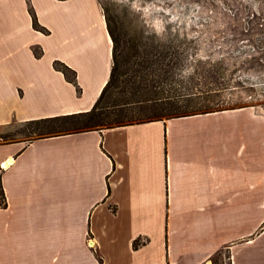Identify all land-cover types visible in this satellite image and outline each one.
I'll list each match as a JSON object with an SVG mask.
<instances>
[{"label": "crops", "instance_id": "0c3cea01", "mask_svg": "<svg viewBox=\"0 0 264 264\" xmlns=\"http://www.w3.org/2000/svg\"><path fill=\"white\" fill-rule=\"evenodd\" d=\"M113 47L99 0H0V127L90 111ZM226 114L0 145V264H264L253 125Z\"/></svg>", "mask_w": 264, "mask_h": 264}, {"label": "rangeland", "instance_id": "374dc122", "mask_svg": "<svg viewBox=\"0 0 264 264\" xmlns=\"http://www.w3.org/2000/svg\"><path fill=\"white\" fill-rule=\"evenodd\" d=\"M99 1L109 9L123 38L139 37L142 33L163 35L167 29L188 37L183 43L177 42L179 48L168 37L161 41L162 51L178 50L184 54L185 71L159 87V91L202 93L195 100L200 106L226 109L227 114L221 116L223 125L252 123L253 220L256 234L261 232L264 229V0ZM27 127L26 123L0 127V136L28 139ZM227 130L223 126V131ZM228 139L223 141L224 152L226 144L231 142ZM228 215L224 212V218ZM231 256L229 246L224 248L222 261L230 263Z\"/></svg>", "mask_w": 264, "mask_h": 264}, {"label": "trees", "instance_id": "16d2710c", "mask_svg": "<svg viewBox=\"0 0 264 264\" xmlns=\"http://www.w3.org/2000/svg\"><path fill=\"white\" fill-rule=\"evenodd\" d=\"M110 34L113 39V68L110 80L103 89L95 106L88 112L38 119L26 123L28 141L66 134H76L92 130H102L118 126H127L157 120L188 117L224 111L212 106H200L197 97L202 93H165L158 88L175 79V75L184 73L185 56L180 51H162L161 41L170 38L183 43L187 36L179 31L166 30L163 35L153 33L139 37L123 38L117 30L115 19L103 6ZM34 27L46 34L50 31L43 27L36 13L31 9ZM148 32V31H147ZM152 36V37H151ZM149 40L152 42L149 43ZM174 45V44H173ZM170 48H173L172 46ZM35 54L43 56L44 51L37 47ZM56 69L76 84L79 91L76 71L61 61L55 62ZM181 72V73H180ZM17 138L0 136V145L17 141ZM3 171L0 166V206L8 207V199L3 183ZM141 240L134 242L139 248Z\"/></svg>", "mask_w": 264, "mask_h": 264}, {"label": "bare ground", "instance_id": "6f19581e", "mask_svg": "<svg viewBox=\"0 0 264 264\" xmlns=\"http://www.w3.org/2000/svg\"><path fill=\"white\" fill-rule=\"evenodd\" d=\"M4 166L6 167V166H8V164H7V163H5V164H4Z\"/></svg>", "mask_w": 264, "mask_h": 264}, {"label": "water", "instance_id": "95a60500", "mask_svg": "<svg viewBox=\"0 0 264 264\" xmlns=\"http://www.w3.org/2000/svg\"><path fill=\"white\" fill-rule=\"evenodd\" d=\"M10 161H13V159H11Z\"/></svg>", "mask_w": 264, "mask_h": 264}]
</instances>
